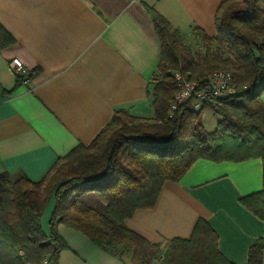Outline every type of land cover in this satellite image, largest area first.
I'll return each instance as SVG.
<instances>
[{
    "label": "crops",
    "instance_id": "crops-1",
    "mask_svg": "<svg viewBox=\"0 0 264 264\" xmlns=\"http://www.w3.org/2000/svg\"><path fill=\"white\" fill-rule=\"evenodd\" d=\"M221 1L0 0V29L10 38L0 48V173L38 182L74 148L90 145L115 112L154 120L160 40L152 12L184 43L197 44L193 30L215 36ZM12 59L22 63L28 85L10 71ZM259 101L264 109V90ZM262 172L258 159L198 160L178 182L163 183L153 208L135 211L124 225L164 251L172 240L189 239L202 220L228 262L247 264L255 242L264 244V222L240 200L262 190ZM53 206L52 197L40 218L46 236ZM57 234L65 248L56 264H132L79 231L58 225Z\"/></svg>",
    "mask_w": 264,
    "mask_h": 264
},
{
    "label": "trees",
    "instance_id": "trees-1",
    "mask_svg": "<svg viewBox=\"0 0 264 264\" xmlns=\"http://www.w3.org/2000/svg\"><path fill=\"white\" fill-rule=\"evenodd\" d=\"M152 17L160 40L151 91L155 119L115 112L90 145L74 148L38 182L0 173V264H21L18 251L33 264L44 257L56 264L65 248L58 225L130 256L132 264H232L218 251L217 235L205 221L196 223L189 239L170 241L164 253L124 225L135 211L153 208L163 183L178 182L198 160H260L262 190L240 204L264 222V109L259 101L264 90V0H222L215 36L193 30L197 52L168 21L155 12ZM9 39L0 29V48ZM214 71H229L241 92L198 111L186 104L169 117V102L177 92L173 74L195 81ZM204 112L219 117L210 133L202 125ZM52 197L46 236L40 218ZM263 251V242L256 241L247 264H261Z\"/></svg>",
    "mask_w": 264,
    "mask_h": 264
},
{
    "label": "built area",
    "instance_id": "built-area-1",
    "mask_svg": "<svg viewBox=\"0 0 264 264\" xmlns=\"http://www.w3.org/2000/svg\"><path fill=\"white\" fill-rule=\"evenodd\" d=\"M8 66L16 79L23 85H28L29 78L20 60L12 59ZM172 80L177 92L169 102V117L186 104H190L193 110L198 111L205 107L217 106L221 101L235 97L241 92L234 84L233 76L229 71H214L195 81H188L177 72L173 74ZM18 256L21 264H33L25 259L22 251H18ZM37 264L53 263L44 257Z\"/></svg>",
    "mask_w": 264,
    "mask_h": 264
},
{
    "label": "rangeland",
    "instance_id": "rangeland-1",
    "mask_svg": "<svg viewBox=\"0 0 264 264\" xmlns=\"http://www.w3.org/2000/svg\"><path fill=\"white\" fill-rule=\"evenodd\" d=\"M187 44H189L194 51H196V52L200 51V47H198L197 44H195V43L192 44L190 42H187ZM218 120H219V117L215 116L214 114H212L210 112H204L202 115V125H203L204 130L208 133L212 132L215 129V126H216V123L218 122ZM164 251H163V253H164Z\"/></svg>",
    "mask_w": 264,
    "mask_h": 264
}]
</instances>
